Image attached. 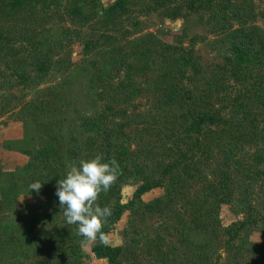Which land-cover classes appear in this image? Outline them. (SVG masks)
<instances>
[{"label":"rangeland","instance_id":"1","mask_svg":"<svg viewBox=\"0 0 264 264\" xmlns=\"http://www.w3.org/2000/svg\"><path fill=\"white\" fill-rule=\"evenodd\" d=\"M188 1L0 0V264H110L54 194L98 154L118 264H264V0Z\"/></svg>","mask_w":264,"mask_h":264},{"label":"clouds","instance_id":"2","mask_svg":"<svg viewBox=\"0 0 264 264\" xmlns=\"http://www.w3.org/2000/svg\"><path fill=\"white\" fill-rule=\"evenodd\" d=\"M118 165L102 154L73 162L62 179L57 180L55 196L67 224L76 225L77 234L94 239L101 232L104 220L111 214L108 206L96 203L101 192H107L116 180ZM39 182L29 189L38 191ZM103 240L104 237L101 236Z\"/></svg>","mask_w":264,"mask_h":264},{"label":"trees","instance_id":"3","mask_svg":"<svg viewBox=\"0 0 264 264\" xmlns=\"http://www.w3.org/2000/svg\"><path fill=\"white\" fill-rule=\"evenodd\" d=\"M193 2H195V0H189L188 1V3H189V5H191ZM115 7V6H114ZM112 9H114L113 7L109 10V12H111V10ZM171 61V60H170ZM173 63H174V61H173ZM166 67V69H167V71H172L171 69H172V66H170L169 64H167V66H165ZM173 73V72H172ZM264 85V84H263ZM167 86V85H166ZM168 87V89H169V86H167ZM172 86H170V88H171ZM173 88V87H172ZM260 93H259V92ZM170 92V91H169ZM254 92H256L257 94H258V96L259 97H263L264 96V90H262L261 88H257ZM163 93V92H162ZM174 92H172V93H168V97H166L167 99H171L172 97L171 96H173V95H171V94H173ZM195 101H196V99H195ZM196 102H199L200 104H201V102H200V100L198 99ZM175 104V103H174ZM175 106V105H174ZM178 108H179V110L180 111H182V116H180V117H183V120H184V117H187V116H189L190 117V119H191V122L190 121H187L186 120V122L187 123H184V127H183V131L181 132V135H185V134H187V132L190 130V129H192V131H194V129H195V131H194V133H196V130L198 129V128H200L203 124H205L206 122H205V120H203V118H204V116H203V113L200 111V110H198V109H201L200 108V106H198V107H195L191 112L190 111H187L188 110V107H187V104H186V101L184 102H178ZM183 106H186V109H184L183 108ZM177 109H176V107L175 108H172V109H168L167 111H169V113H171L172 111H176ZM184 111V112H183ZM237 112H238V110H235V113L237 114ZM168 115H171V116H173L174 118H175V116L176 115H174V114H166L165 116L166 117H168ZM196 120H198L197 122H195ZM217 120H219V121H223L222 119L220 120L219 118H217ZM213 121H216V120H212V122H210L209 124H207V125H210L211 123L213 124ZM244 121V120H243ZM247 121V120H246ZM195 122V123H194ZM219 122H215L214 124H213V126L214 125H217ZM186 124L189 126V127H191L190 129H188L187 127H186ZM246 124V123H245ZM251 124V123H250ZM175 129V128H174ZM173 129V130H174ZM173 130H171V131H173ZM175 134V133H174ZM213 135H218V133H215V132H213L212 133ZM177 135H179V132H178V134ZM171 136H173L174 137V135L172 134ZM175 136H176V134H175ZM219 136V135H218ZM43 149H41L40 150V152H25L28 156H29V162H28V164H27V166L24 168V170L26 171V172H29L30 174H36L37 172H39V171H41V169H44L45 167H47V166H45V164H41V163H44V159H45V157H44V155H45V151H42ZM209 150H208V147L207 148H201L200 150H199V152H197V153H201L200 154V156L199 157H201L200 159L202 160V158L203 157H205V158H207V160L208 159H211V157H212V155H210L209 154V152H208ZM178 154H176V155H178V156H180V155H182V157L184 156V153H182V152H177ZM197 153H195L194 155H196ZM189 155V154H188ZM188 155L186 154V156H184V157H188ZM207 156V157H206ZM106 159L108 160L109 158L108 157H106ZM105 159V160H106ZM188 159V158H187ZM198 159V158H197ZM200 159H198V161H195V160H193V159H190V160H186V165L185 166H183V168H181V172L179 173V174H186V175H188L189 174V170H188V164H190V163H193V161H195V163H193V165H195V164H199L200 163ZM204 159V158H203ZM119 169V168H118ZM165 172V171H164ZM117 174H119L118 173V171H117ZM117 177V176H116ZM22 180V179H21ZM116 180H117V178H116ZM115 180V181H116ZM16 181V180H15ZM18 181V180H17ZM115 181H114V183H115ZM41 185H47L48 183H44V182H42V181H40L39 182ZM114 183H113V185H114ZM31 183H26V185L27 186H29ZM18 186H20L19 184L17 185V187ZM23 186H25V185H23ZM4 188V187H3ZM12 192H14V190H12ZM172 193V191L171 192H167L166 194H168L167 195V197L168 198H170L171 197V194ZM109 194H110V188H109V190L107 191V192H101L99 195H98V198H97V201H96V203L97 204H99L101 207H103V206H107L106 205V202H107V200H108V198L110 197L109 196ZM220 197V196H219ZM216 200L218 201V203H219V198L218 197H216ZM124 208V206L122 207V206H117V208L116 207H114L113 209L114 210H116V213L114 214V216H118L119 214H120V212L122 211V209ZM107 221H109V219L108 218H106L105 220H104V222H103V224L104 223H106ZM246 223L248 224V225H250V223L248 222V220H246ZM104 226H102V228H103ZM101 236H103L104 237V239L102 240L101 239ZM98 246H97V248L96 249H94V251H93V253H94V255L97 257V258H104V259H107L108 260V262L110 263V264H118V262L116 261L117 260V258H118V255H119V252H118V250L117 249H112V248H110L109 246H107L106 244H105V236H104V234L102 233V230H101V232L98 234Z\"/></svg>","mask_w":264,"mask_h":264}]
</instances>
